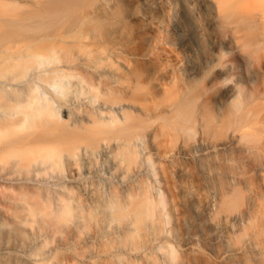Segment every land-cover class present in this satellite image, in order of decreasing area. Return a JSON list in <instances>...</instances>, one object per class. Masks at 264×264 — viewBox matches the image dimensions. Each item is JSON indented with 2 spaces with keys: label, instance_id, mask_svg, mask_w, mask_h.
Wrapping results in <instances>:
<instances>
[{
  "label": "bare ground",
  "instance_id": "6f19581e",
  "mask_svg": "<svg viewBox=\"0 0 264 264\" xmlns=\"http://www.w3.org/2000/svg\"><path fill=\"white\" fill-rule=\"evenodd\" d=\"M194 2L210 51L201 55V63L193 64L197 46L191 47L175 25V46L162 47L164 66H159L138 64L137 57H149L151 44L140 54L135 45L122 49L119 34L129 36L140 25L156 40L154 29L165 15L161 0H118L114 7L107 6L109 0H0L1 169H27L37 162L57 167L63 154L77 157L78 166L85 167L89 154L105 150L102 142L113 141L115 149L128 148L147 128L158 139L170 131L190 135L197 124L198 150L203 154L209 142L220 154L218 168L225 170L216 187L213 214H235L243 203V168L247 164L254 168L259 157L264 166V0ZM129 13L141 19L128 20ZM122 51L129 52L126 63L118 59ZM179 53L185 55L183 63L189 73L182 82L177 78ZM103 60L124 74L129 93L124 100L147 102L144 115L126 109L120 117L104 115V108L73 110L77 106L71 97L74 84L77 101L80 93L98 90L104 103L116 102L113 95L122 88L102 82L99 66ZM157 72L162 81H167L168 73L172 75L170 97L157 91L167 84L154 82ZM143 73L147 83L140 79ZM207 77V84L197 86V81ZM149 94L157 100L152 101ZM111 196L91 202L103 210L98 221L109 225L114 220L112 208L123 210L129 217L125 230L132 231L144 199L132 195L119 206L109 203ZM259 198L244 212L242 229L249 237L238 249L244 251L245 264L264 263V200ZM58 199L56 209H45L34 198L31 207L22 198L13 206L0 202V264H82V260L103 255L100 249L91 255L69 252L81 241L91 245L98 233L82 239L79 232L85 216L72 212L77 207L69 197ZM189 211L180 221L184 229L191 213L200 216L194 207ZM45 234L58 237L51 250L41 249ZM233 253L226 247L217 255L224 258ZM203 260L200 255L198 262Z\"/></svg>",
  "mask_w": 264,
  "mask_h": 264
},
{
  "label": "rangeland",
  "instance_id": "374dc122",
  "mask_svg": "<svg viewBox=\"0 0 264 264\" xmlns=\"http://www.w3.org/2000/svg\"><path fill=\"white\" fill-rule=\"evenodd\" d=\"M117 1L109 0L107 6L114 7ZM161 1L165 15L161 26L153 28L156 40L139 25L133 28L129 36L119 34L120 47L129 49L128 45H135L140 54L145 51L147 44H151L149 57H137L138 64L153 62L164 66L162 57L165 53L162 47L175 46L174 26L177 25L187 38V43L191 47L197 46L193 64L201 63V55L209 50V44L203 30V19L194 0ZM129 14L128 20L141 19L137 14ZM129 58L128 51L118 55L123 63ZM177 59V78L182 82L189 74L183 63L185 55L179 53ZM99 71L102 82L118 84L122 88V92L113 95L116 102L104 103L98 90L84 95L80 93V100L77 101L74 84L71 97L77 106L73 110L96 112L104 108V115L120 117V113L126 109L138 116L144 115L143 104L147 102L136 100L131 103L124 100L129 94L127 82L115 64L103 60ZM168 76L167 81H162L158 72L154 75L157 85L167 82L157 90L165 93V97H170L174 92L172 86L168 85L172 75L168 73ZM140 79L147 83V74L143 73ZM208 80L209 77L197 81V86L199 83L207 84ZM71 81L75 83L77 79L72 78ZM149 96L152 101L157 100L154 95ZM148 103L151 104V101ZM131 104L135 106V111ZM61 117H65L64 113ZM194 129L190 135L170 131L154 139L147 128L128 148L115 149L113 141L109 145L102 142L105 143V150L99 154H89L85 167L78 166L77 157L66 158L64 154L59 158L57 167L37 162L34 167L16 170L9 167L1 169L0 165V202L13 206L17 198H22L24 205L31 207L34 198L43 208L56 209L60 205L58 197H69L72 205L77 207L72 212L82 213L86 218L83 231L79 232L80 237L83 239L89 233H98L91 245H83L81 241L69 252L87 255L95 249L103 251L102 256L82 260V264H245L244 251L238 249L244 246L249 237L242 229L244 212L255 204V199L261 196L259 199L264 200V166L260 157L255 159L254 168L251 164L245 165L241 178L244 191L242 205L231 216H215L216 187L224 179L225 170L223 167L218 168L220 154L218 149L210 147L209 142L206 144L209 147L201 154L197 148V124ZM215 166L216 169L213 168ZM110 195L109 203L115 201L119 206L132 195L144 199L141 215L134 216L132 231L125 230L129 218L127 214L113 208L111 215L114 220L109 225L101 226L98 220L104 214L103 210L94 207L91 202L99 196L106 198ZM192 207L200 211V216L191 213L184 229L180 221ZM41 238L44 239L41 246L43 250H51L58 244L57 236L45 234ZM226 247L234 250L233 255L219 258L217 252ZM255 251L258 252L257 249ZM200 255L204 257L202 262H198ZM248 262L264 264L262 261Z\"/></svg>",
  "mask_w": 264,
  "mask_h": 264
}]
</instances>
